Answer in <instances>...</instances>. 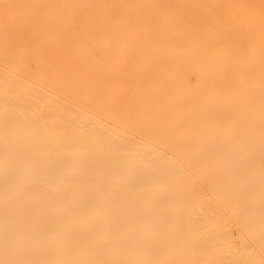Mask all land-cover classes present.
<instances>
[{"label":"bare ground","instance_id":"6f19581e","mask_svg":"<svg viewBox=\"0 0 264 264\" xmlns=\"http://www.w3.org/2000/svg\"><path fill=\"white\" fill-rule=\"evenodd\" d=\"M0 264H264V0H0Z\"/></svg>","mask_w":264,"mask_h":264}]
</instances>
